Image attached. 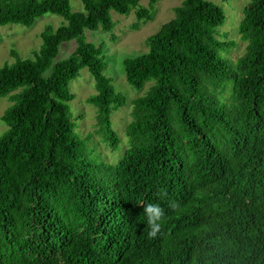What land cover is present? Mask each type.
Returning a JSON list of instances; mask_svg holds the SVG:
<instances>
[{
	"label": "trees",
	"instance_id": "trees-1",
	"mask_svg": "<svg viewBox=\"0 0 264 264\" xmlns=\"http://www.w3.org/2000/svg\"><path fill=\"white\" fill-rule=\"evenodd\" d=\"M140 1L82 0L72 12L70 0H0V26L64 19L46 26L33 60L13 52L0 66V102H12L0 137V264H264V0L244 7L236 61L234 43L218 38L225 11L208 0H184L148 51L123 61L130 87L150 86L132 102L117 163L76 130L70 84L87 69L96 132L120 147L111 116L126 97L85 31L112 32V12L151 20L162 0ZM141 201L164 209L154 237Z\"/></svg>",
	"mask_w": 264,
	"mask_h": 264
},
{
	"label": "rangeland",
	"instance_id": "rangeland-1",
	"mask_svg": "<svg viewBox=\"0 0 264 264\" xmlns=\"http://www.w3.org/2000/svg\"><path fill=\"white\" fill-rule=\"evenodd\" d=\"M184 0H162L155 5V13L151 20L139 21L133 13L118 15L112 12L115 26L112 32L85 31L88 42L97 47L104 48L106 69L104 74L112 80L116 91L126 97L125 106L113 112L111 116L113 130L121 140L120 147L113 151L96 132L97 109L87 99L96 94L94 79L87 69L80 72L79 76L70 84V91L74 95L70 106L73 119L77 125L76 130L82 138L89 139V146L95 148L99 160L104 163L115 164L129 149L130 143L126 135V128L132 121L133 100L142 96L150 84L138 91L130 87L126 81L123 61L128 57H134L148 51L147 39L156 34L161 27L175 17V8L182 5ZM225 11L227 16L225 25L219 29L218 38L224 42L234 43L228 52V57L236 61L245 53L247 43L242 41L239 35V25L243 18L244 7L250 0H208ZM72 12H82V0H70ZM140 5L149 6L148 0H141ZM64 19L53 14H46L34 22L32 26L9 24L0 26V66L13 64L16 60L13 52L23 60H33L34 52L38 51L42 44L41 33L46 26L59 27ZM77 48L76 41L65 43L60 47L57 61L68 58ZM224 98H230L226 92ZM12 104L8 97L0 102V137L8 129L2 121L5 110Z\"/></svg>",
	"mask_w": 264,
	"mask_h": 264
},
{
	"label": "clouds",
	"instance_id": "clouds-1",
	"mask_svg": "<svg viewBox=\"0 0 264 264\" xmlns=\"http://www.w3.org/2000/svg\"><path fill=\"white\" fill-rule=\"evenodd\" d=\"M145 224L149 231L148 236L154 237L161 228V220L164 216V209L158 204L150 201H141Z\"/></svg>",
	"mask_w": 264,
	"mask_h": 264
}]
</instances>
